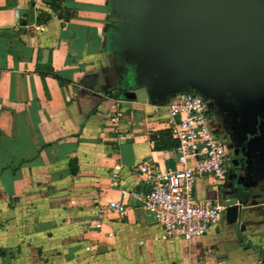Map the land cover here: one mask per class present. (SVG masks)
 <instances>
[{"label": "crops", "instance_id": "0c3cea01", "mask_svg": "<svg viewBox=\"0 0 264 264\" xmlns=\"http://www.w3.org/2000/svg\"><path fill=\"white\" fill-rule=\"evenodd\" d=\"M140 2L0 0V264H264V36L240 62L208 41L176 50ZM188 92L229 152L195 196L240 211L164 241L137 167L177 168L167 106ZM121 190L125 218L107 210Z\"/></svg>", "mask_w": 264, "mask_h": 264}, {"label": "built area", "instance_id": "2783aa9c", "mask_svg": "<svg viewBox=\"0 0 264 264\" xmlns=\"http://www.w3.org/2000/svg\"><path fill=\"white\" fill-rule=\"evenodd\" d=\"M47 1L31 0L34 5ZM167 111L168 130L178 144L177 168L160 171L147 163L137 167L148 187L143 207L162 226L164 241L192 242L206 236L228 209L217 201L196 198L195 192L199 180L211 178L219 182L226 177L229 153L224 140L211 131L207 106L198 95L192 92L181 95L168 104ZM118 120V115L110 118L113 125ZM120 183L119 174H113L112 186L120 189ZM131 194L121 190V199L109 203L107 210L125 218L128 213L126 199ZM103 215L104 211L99 218ZM95 228H102L100 220Z\"/></svg>", "mask_w": 264, "mask_h": 264}, {"label": "water", "instance_id": "95a60500", "mask_svg": "<svg viewBox=\"0 0 264 264\" xmlns=\"http://www.w3.org/2000/svg\"><path fill=\"white\" fill-rule=\"evenodd\" d=\"M140 9L158 21L176 50L208 41L224 59L240 62L264 36L262 13L251 0H141ZM239 211L238 205H228L229 224L237 222Z\"/></svg>", "mask_w": 264, "mask_h": 264}, {"label": "flooded vegetation", "instance_id": "af4514ba", "mask_svg": "<svg viewBox=\"0 0 264 264\" xmlns=\"http://www.w3.org/2000/svg\"><path fill=\"white\" fill-rule=\"evenodd\" d=\"M222 140H223V138H222ZM225 142V141H224Z\"/></svg>", "mask_w": 264, "mask_h": 264}, {"label": "rangeland", "instance_id": "374dc122", "mask_svg": "<svg viewBox=\"0 0 264 264\" xmlns=\"http://www.w3.org/2000/svg\"><path fill=\"white\" fill-rule=\"evenodd\" d=\"M228 150V149H227ZM229 153V152H228Z\"/></svg>", "mask_w": 264, "mask_h": 264}]
</instances>
